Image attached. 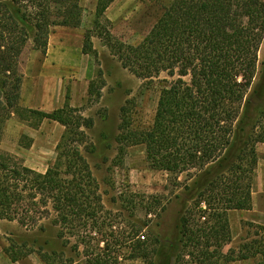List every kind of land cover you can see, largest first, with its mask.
I'll use <instances>...</instances> for the list:
<instances>
[{"label":"trees","instance_id":"obj_1","mask_svg":"<svg viewBox=\"0 0 264 264\" xmlns=\"http://www.w3.org/2000/svg\"><path fill=\"white\" fill-rule=\"evenodd\" d=\"M116 1L97 0L82 50L97 58L93 39L99 38L138 78L163 73L175 78L162 90L149 129L133 128L128 108L121 109L116 139L120 154L144 146L149 166L172 174L175 189H183L173 194L181 207L175 234L155 232L150 221L124 242L114 235L115 227L111 234L105 231L110 214L83 154V129L93 128L94 120L77 114L68 101L52 112L20 105L21 58L31 32L34 49L47 55L54 26L81 27V0H0V119L14 113L34 128L46 120L66 128L45 173L0 149V221L35 208L52 211L58 239L86 264H120L124 246L127 259L147 264H231L264 257V227L253 223L246 225L260 240L225 252L232 243L230 213L253 208L257 146L264 144V77L249 96L264 41V0H171L138 45L104 27ZM27 139L25 147L31 145ZM183 174L187 179L181 183ZM166 200L141 195L143 209L159 218L168 210ZM5 254L13 262L26 256L14 245ZM39 256L45 264H79L64 252Z\"/></svg>","mask_w":264,"mask_h":264},{"label":"rangeland","instance_id":"obj_2","mask_svg":"<svg viewBox=\"0 0 264 264\" xmlns=\"http://www.w3.org/2000/svg\"><path fill=\"white\" fill-rule=\"evenodd\" d=\"M170 1L118 0L108 10L104 27L120 41L138 45L157 23ZM96 3L97 0H81V27L56 25L52 28L47 55L34 49V32H31V41L21 58L20 105L27 109L51 112L64 107L68 101L70 107L79 110L77 114L94 120L93 128L83 129L86 134L83 154L100 185L104 205L110 214L107 219L109 228L105 231L111 234V228L115 227L112 229L114 235L122 242V239L132 235L142 224L150 221L155 232L175 234L181 207L173 194H181L183 189H175V177L172 174L149 166L144 146L127 147L125 153L120 154L116 142L121 124V109L125 106L128 108L133 128L149 129L153 125L162 90L175 78H170L166 73L153 79L138 78L123 68L118 58L111 54L99 38L93 39L98 57L85 55L82 50L84 37L93 28ZM263 77L264 41L259 53L257 79L249 96L258 88ZM91 83L95 84L93 93L90 91ZM11 118L20 120L14 113L6 121L0 119L1 151L17 155L25 166L45 173L57 159V146L66 128L48 120L37 128L33 127V123L24 122L29 129L26 130V139L22 137V146L29 143L27 138L31 134L34 136V145L29 150L14 153L17 127L11 129L12 141L6 147L1 146L5 125ZM259 153L257 152L258 159ZM185 179L187 175L183 174L179 181L184 183ZM141 195L165 196L168 210L161 214V218L155 216L156 213L154 215L153 212H147L141 205ZM54 217L52 211L35 208L28 214L22 212L10 220L0 221V264H45L39 256L40 251L64 252L67 257H75L77 263L86 264L85 258L76 257L71 248H65L58 239L59 228L53 224ZM229 219L232 243L225 252L260 240V237L255 236L256 231L247 227L248 222H245L241 212L232 211ZM13 245L26 255L17 262L11 261L5 254V249ZM127 249L124 246L119 251L120 264H147L141 259H127ZM253 261L255 264L264 263V257L259 256Z\"/></svg>","mask_w":264,"mask_h":264},{"label":"crops","instance_id":"obj_3","mask_svg":"<svg viewBox=\"0 0 264 264\" xmlns=\"http://www.w3.org/2000/svg\"><path fill=\"white\" fill-rule=\"evenodd\" d=\"M106 15H107V13H106ZM21 99H22V95H21ZM12 127L18 128V132L15 134V136H17V138H15L17 146H16V150L13 152L17 153V151H20V150L26 151V149L27 150L31 149L32 146L34 145V136L31 134L30 135L31 137H29V139L31 140V145L29 147L22 146V141H21L22 137L24 136L23 138H26L25 134L27 133L26 130L29 129V126L25 125L23 121L18 120L16 118H11L7 122V124L5 125V129H4L5 135H4V138L1 142V146L6 147L7 143L9 141H12L11 140L12 139V136H11L12 135L11 134ZM263 147H264V144H259L257 152L263 153L264 152ZM8 150L9 149H7V151ZM262 153H259L260 156H259L257 168H256L255 175H254V186H253V194H252L253 208L250 211H236V212H241L243 214V218H244L245 222L253 223L255 225H259V226L264 227V153L263 154ZM253 260L254 259H252V260L250 259V260L238 261V262H234V263L245 262V264H255Z\"/></svg>","mask_w":264,"mask_h":264}]
</instances>
